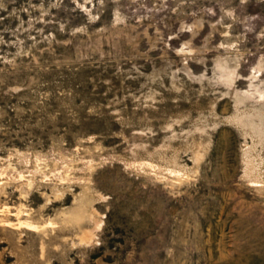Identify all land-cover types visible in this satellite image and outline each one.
Instances as JSON below:
<instances>
[{
  "label": "rangeland",
  "instance_id": "1",
  "mask_svg": "<svg viewBox=\"0 0 264 264\" xmlns=\"http://www.w3.org/2000/svg\"><path fill=\"white\" fill-rule=\"evenodd\" d=\"M0 264H264V0H0Z\"/></svg>",
  "mask_w": 264,
  "mask_h": 264
}]
</instances>
